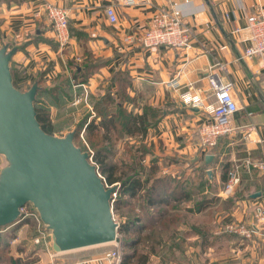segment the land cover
<instances>
[{"label":"crops","instance_id":"1","mask_svg":"<svg viewBox=\"0 0 264 264\" xmlns=\"http://www.w3.org/2000/svg\"><path fill=\"white\" fill-rule=\"evenodd\" d=\"M46 1L68 9L71 38L66 46L60 47L54 38L44 9ZM174 2L193 27L191 47L142 44L143 33L154 23L158 9ZM109 3L115 6V23L104 12ZM260 10L264 11V0H152L146 8L125 7L116 0H0V46L17 48L10 63L18 80L23 78L24 89L37 79L41 89L51 87L39 95L49 104L53 127L59 125L58 113L64 109L70 114L80 104L86 110L79 118L72 113L60 134L76 130L83 116L90 120L96 115L89 99L104 94L119 70L129 77L127 110L142 113V107L149 105L164 111L141 141L157 174L181 179L189 196L180 200L167 196L152 206L138 197L124 196V206L135 203L132 215L124 219L138 217L133 235L141 240L138 249L149 254L148 264H264V170L252 164L264 159V62L258 56L239 59L250 34L247 17ZM77 65L88 67L75 74ZM212 72L232 82L239 110L231 118L235 130L220 137L210 151L203 147L199 130L212 120L211 113L186 105L181 96L193 83L192 92H199L210 103ZM172 80H178L176 88L170 86ZM111 90L115 96L117 86L113 84ZM207 154L213 155L210 163H206ZM233 166L238 167L241 181L224 197L220 193ZM148 208L155 218L147 219ZM28 223L17 222L0 231L4 235L1 243L13 258L3 264H17L19 259L28 264L51 263L53 245L47 250L33 243L36 230L29 229ZM230 224L254 232L244 237L228 229ZM149 225H155L153 230ZM14 226H18L16 232L11 230ZM104 245L85 247L73 259L106 264L101 258Z\"/></svg>","mask_w":264,"mask_h":264},{"label":"water","instance_id":"2","mask_svg":"<svg viewBox=\"0 0 264 264\" xmlns=\"http://www.w3.org/2000/svg\"><path fill=\"white\" fill-rule=\"evenodd\" d=\"M16 50L0 46V153L9 162L0 171V227L17 223L19 208L31 203L52 231L57 253L115 242L117 185H108L90 153L74 144L75 130L62 137L41 127L38 82L21 90L13 81ZM211 159L207 154L206 163Z\"/></svg>","mask_w":264,"mask_h":264},{"label":"built area","instance_id":"3","mask_svg":"<svg viewBox=\"0 0 264 264\" xmlns=\"http://www.w3.org/2000/svg\"><path fill=\"white\" fill-rule=\"evenodd\" d=\"M116 3L122 6H132L136 8H146L151 6L152 0H116ZM45 13L50 21L52 31H54V38L60 47L66 46L71 38L69 30V12L64 6H60L54 2L46 1L44 4ZM109 21L117 22V13H115L114 3H109L104 8ZM185 15L178 3L174 2L169 7L158 9V14L154 19V23L146 27L141 38L142 44L147 47H172L179 49H187L191 47L193 38V27L184 19ZM249 29V36L246 38L247 44L241 53V58L260 57L264 62V11L260 10L256 13L248 15L247 23ZM239 31V29L237 30ZM129 39L131 35L127 36ZM264 66V64H263ZM223 69V65H219ZM25 75V71H21V76ZM210 75V85L212 88L213 98L210 103L206 102V98L199 92H195L193 83L188 85L182 93V101L190 107H198L208 110L212 115V120L203 124L200 127L199 134L203 147L210 150L212 146L218 143V139L227 136L235 130V125L231 123L232 115L239 110L237 102L232 94V82L227 79H222L217 72H212ZM170 86L176 88L178 80H172ZM86 95V94H85ZM86 95L85 100H87ZM260 170H264V159L252 162ZM241 181V173L237 166H233L228 170V179L225 181L221 195L228 197L235 191V187ZM117 192L113 194L112 204L115 201ZM114 209V208H113ZM20 215L17 222L26 223L28 219L35 221L37 234L33 238V243H39L46 246L47 250L53 245L52 232L41 220L40 213L31 203H27L19 208ZM259 216H262L263 210L259 209ZM114 220L119 224L117 215L113 211ZM119 228V227H118ZM231 230H237L244 237L250 236L252 230L245 228L243 225H230ZM114 248L104 252L101 256L106 264H122L123 260V246L119 240V233L117 232L116 241L112 243ZM56 251H51L50 258L56 257ZM52 264H84V261H58L52 259Z\"/></svg>","mask_w":264,"mask_h":264},{"label":"trees","instance_id":"4","mask_svg":"<svg viewBox=\"0 0 264 264\" xmlns=\"http://www.w3.org/2000/svg\"><path fill=\"white\" fill-rule=\"evenodd\" d=\"M87 67L88 65H81V67L80 65H77L75 67L74 73L79 74L80 71H86L85 68ZM87 70H89V68ZM12 75L15 85L17 86V81H19L20 85L23 86L22 88L20 86V89H23L24 85L20 82V80L23 81V78L18 80V78H16V72H12ZM60 78L62 77L57 79ZM15 79L17 81H15ZM35 82L40 84L41 80L37 79ZM128 82L129 77L127 76L126 71L119 70L112 75L110 81L111 84L108 86L105 93L96 98L94 97L93 99L92 107L93 111L96 113L95 117L88 120V118L83 116L76 127L77 129L75 130V137L83 128H85V131H87L89 137L95 132H99L102 129L104 130V133L101 135L98 141L93 142L95 151L93 153L92 160L95 161L107 184L113 185L115 182L120 183V186L115 190V192H117L116 197L119 195L118 199L115 198V204H113L115 211L120 210V208H118L119 204H121V208H123L126 204V202L124 203L125 195H129L130 197H138L141 199V203L146 204V206H152L160 203L164 201L167 196H172L178 200L181 198H187L189 193H185V190L182 188V185L185 183L183 181L179 182L176 180V178H172L170 175L163 174L159 176L157 174V168L154 164L150 168L147 167V169L141 165L139 166L141 167V170L136 168L137 166H132L127 169V171L130 173L129 175H126L125 171H123L119 174L120 176H117L114 173L116 166L106 167V153L110 148V145L108 144V138L113 128H118V125L122 124L126 135H138L144 137L149 128L156 126L164 112L162 109H158L149 105L142 107V113H134L133 110H127L124 106V102L129 98V95L126 94ZM113 84L114 86H117V95L115 94V96L111 94V88ZM50 90L51 87H44L42 89L39 87L36 94L37 98L35 100V109L41 127L46 132L53 133L55 128L53 127L49 109L45 107L48 103L42 101L39 95ZM96 118L98 121H96ZM214 146L211 147L210 151L215 149ZM144 150L145 152H148L146 146L144 147ZM180 187L181 190H179ZM149 212L150 211L148 208L145 212L147 219H152V217L155 218V216L152 213L150 215ZM137 219L138 217H132L119 222V240L123 246L122 264H148L150 260V256L146 251L143 249H138V246L141 245V240L139 237L133 235L135 232H137ZM20 223L23 222L21 221ZM150 224H152V222ZM8 226L9 225H2V227H0V231ZM18 226H14L15 228H12L11 230L16 232V230H18ZM149 226L152 228V230L155 227V225ZM35 230L37 234L38 232L36 226ZM3 236V233L0 232V264H3V262H11L13 259L12 256L9 255L5 244L1 243L4 238ZM142 242L144 241L142 240ZM17 264L28 263L19 259Z\"/></svg>","mask_w":264,"mask_h":264},{"label":"rangeland","instance_id":"5","mask_svg":"<svg viewBox=\"0 0 264 264\" xmlns=\"http://www.w3.org/2000/svg\"><path fill=\"white\" fill-rule=\"evenodd\" d=\"M11 70H12V72H16L15 68L12 66V64H11ZM16 78H17V75H16ZM15 81H17V80L15 79ZM17 86H19L18 87L19 89H20V86H21V88L23 87L22 85H20L19 81H17ZM27 89H29V88H26V89L23 88L21 90H27ZM95 98H96V96H95ZM93 99L94 98L89 99V103L91 104V106L93 104ZM38 105L41 106L40 104H38ZM45 107H47L49 109V104H47ZM76 108H78L79 110L78 111H70V114L66 113V111H65L66 109H64V111H62V113H60V114L58 113V118H60L62 120H60V122H58L59 125L57 126V128H55L53 134L63 137L65 134L64 135L60 134V130L61 131L65 130L64 126L68 123V121L66 119L69 120L70 119L69 117L72 116L71 115L72 113L76 117L79 118L82 114H84L86 112V110L83 108V106H80V104H77ZM67 110L69 111L70 109H67ZM92 118H90V119H92ZM96 121H98L97 118H96ZM118 126H119L118 128L117 127L113 128V130L109 134L110 136L108 135L109 136L108 144L110 145V148L107 150V153H106V156H107L106 167L116 166L114 173H115V175L120 176L119 174L123 171H125L126 175H129L130 173L127 171V169L132 167V166H135V167L137 166L136 168H138L139 170H141V167H139L141 165L145 169H147V167L150 168L151 166H153V163H152L153 160L150 157V155H149L150 160H149V158H146L147 152H145V150H144V147H145L144 145H146V144L141 141V139H142L141 136L126 135V133L123 129L124 127L122 126V124L118 125ZM103 133H104V130L102 129L99 132L93 133L89 137L87 131H84V129H82L80 131V133L74 138V144H76L78 147L82 148L83 150L88 151L90 153L91 160H92V156H93V153L95 151V147L93 146V144H94L93 142L94 141L97 142ZM93 162L95 163V161H93ZM8 164H9V162L6 160L5 156L0 153V171L4 166H6ZM101 176H102V174H101ZM178 181L180 182L182 180L179 179ZM115 184L117 185V188L120 186L119 182H115L113 185H115ZM179 190H181V187ZM196 192H192L193 195H196ZM118 197H119V195H118ZM118 197H115V198L118 199ZM114 202H113V204H115ZM135 202L137 204L139 203L138 200H136ZM113 204H112V206H113ZM118 206H119L118 208H120V210H118V211L114 210V211H115V214L117 215V219L119 220V222H122V220H124L125 216H127V217L131 216L132 212L135 209L134 208L135 203H132V201H131L130 207L124 206V207H126L125 209L121 208V204H119ZM27 222H29L28 223L29 229L33 230V232H34L35 221L28 219ZM230 225H232V224H230ZM229 228H230V226L228 227V229ZM114 247H115V245H113L111 243V245L107 244V245H104L103 248L102 247L101 248L103 250H105L104 248H106V250L104 251V252H106V251H108ZM76 252H79V250L71 251V253H68L66 255L65 254H58L56 257H54L52 259L58 260V261H68V260L69 261H76L73 259V256H79V254H81V253H76ZM104 252H103V254H104ZM35 256H36V254H35ZM36 257H38V256H36ZM48 264H52V260H51V263H48Z\"/></svg>","mask_w":264,"mask_h":264}]
</instances>
